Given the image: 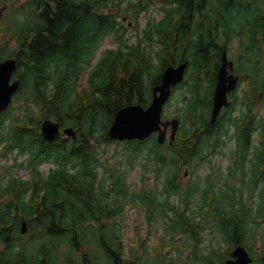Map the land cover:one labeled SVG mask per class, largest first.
<instances>
[{
    "label": "trees",
    "instance_id": "16d2710c",
    "mask_svg": "<svg viewBox=\"0 0 264 264\" xmlns=\"http://www.w3.org/2000/svg\"><path fill=\"white\" fill-rule=\"evenodd\" d=\"M122 1L27 0L32 4L30 13L33 20L23 26L24 34L26 40L32 36L37 38L38 43L33 38L29 42V51H25L28 53L26 67L27 74L34 80L30 94L35 103L41 102V114H33V106L28 107L30 113L26 110L24 114H14L8 109L0 114V158L8 161L13 156L15 163L22 158L18 165L32 177L24 180L10 174L3 175L7 183L6 188L0 191L3 194L1 200H4L0 203V264H55L59 261L93 264L91 245H96L111 263L123 264V244L115 233V220L121 214L123 205L132 204L151 211L149 223L160 219L161 213L176 211V208L171 204L166 207L163 202L145 201L142 199L146 192L144 188L126 199L128 188L125 187V175L119 174L121 171L117 168L113 172L116 171L119 178L112 181L111 187L116 196L108 199L110 192L106 194L101 189L105 179L98 183L96 171L108 165V160L104 164L98 155L99 147L110 143L107 128L118 110L133 104H148L147 93L153 85L159 84L160 73L165 67L187 60L190 56L198 69L193 76L196 81L206 71L210 73L208 67L214 65L216 69L221 52L229 49L228 43L233 39L231 35L241 41L244 55L240 57L249 61L250 54L255 56L250 61L251 68L247 65L241 70L240 58L237 67L249 82L241 98L238 126L240 142L242 139L247 141L248 124L242 126L244 117L251 115L252 105L258 102V92H264V79L257 74V70L264 66V0H163V18L146 30L151 40L152 35L157 34L162 44L156 52L159 64L153 73L150 71L153 58L143 49L141 42L129 45L123 41L127 28L117 20L123 12ZM111 8H117L118 13H113ZM140 9L143 7L135 11L136 25ZM212 12L214 17L210 15ZM108 35L114 38L117 47L103 51L88 77L87 86L72 96L77 86L75 79L91 64L94 56V50L89 47L94 41L100 44L102 37ZM200 54L205 63L196 60ZM31 66L38 68L29 71ZM60 66L63 69L58 72ZM203 68L205 70L201 73ZM54 73L57 75L52 81ZM146 74L150 77L147 84L144 80ZM212 74L215 81V71ZM70 79H73V88L67 83ZM50 81L55 87L50 92L44 91ZM193 90L199 93L198 87H193ZM201 98L197 96L188 100L186 107L193 112L188 114L199 115L198 105L209 100ZM233 104L234 101L231 109ZM50 116L61 125L71 123L76 128L77 138L58 137L46 142L39 133V124ZM203 119L208 126V116ZM197 131L188 138L190 142L183 145L182 141L187 136L185 132L181 133L173 145L175 158L172 162L178 159L185 161L194 153ZM129 143H134L135 150L143 142ZM151 152L153 154L145 161L154 166L161 165L166 152L155 148ZM45 163L54 165L47 176L38 168ZM182 165L175 167L181 168ZM118 184L122 187L118 188ZM26 191H30L28 199H24ZM76 205L80 211L75 210ZM68 206L73 209L71 220ZM184 213L166 217L173 224L165 222V233L172 238L178 233H185L196 242L193 219ZM24 220L28 224L27 236L36 240L35 244L26 246L25 242H21L24 236L19 233V225ZM218 221L231 244L242 241L239 220L235 217L226 219L222 215ZM160 240L165 242V238Z\"/></svg>",
    "mask_w": 264,
    "mask_h": 264
},
{
    "label": "rangeland",
    "instance_id": "374dc122",
    "mask_svg": "<svg viewBox=\"0 0 264 264\" xmlns=\"http://www.w3.org/2000/svg\"><path fill=\"white\" fill-rule=\"evenodd\" d=\"M15 4H17V1ZM140 7H143V9H140L138 13V24L136 25L135 11L139 10ZM121 8L123 12L119 15L118 19L123 21L127 26V29L124 30L125 34L123 35L124 43L129 45H139L140 41L143 49L153 56V66H157L159 64V60L156 55V52L162 48V44L158 39H156L155 34L152 35L153 40H151L146 30H148V28H150L152 25L157 24L163 18V0H123L121 3ZM128 8L131 9L127 12ZM111 10L113 13H118L117 8H111ZM210 15L214 17L213 12ZM231 37L233 39L228 43V58L232 60L234 64L237 65V67L238 60L240 58L239 61L242 63V66L240 67L241 70H243L244 67L247 65L249 67L250 65L252 66L250 61L254 59V54L252 53L249 55V61H247L244 57H240L244 55L241 51V41L234 35H231ZM109 48H116V44L114 43V39L112 36H107L105 38L101 50ZM98 57L99 54L96 56L95 60H97ZM187 58L190 61V64L188 65V74L186 73V82L187 78L189 81L195 82L193 76H195V74L198 72V69H196L194 63L191 62V57L188 56ZM196 60L201 64L203 62L205 63L204 58L201 54L198 56V58H196ZM208 68L210 70V73H207V71L204 73V80L202 82V88L205 96L210 95V92L212 91L214 85V76L212 74L215 71L214 65L213 67L210 66ZM90 69L91 68L84 69L82 71V74L77 81L78 87L76 88V92H72L73 96L74 94H77L82 89V87H86L85 81ZM204 70L205 68L201 70V73ZM151 71H154V69H152ZM257 74L260 79H264V66L257 70ZM31 81V77H28L27 75L24 76L23 92L15 97L12 109L10 110L11 112L22 114L23 111L26 109L27 112L30 113V109L28 107L30 106L31 101L33 100L30 96L29 89V84L31 83ZM149 81L150 77L147 74L145 76V82L148 83ZM54 87L55 85L51 83L50 85H48L47 88H43V90H47L50 92ZM188 92L189 84L187 83L180 87H177L174 90L170 100L164 107L163 118H171L174 116L181 117L184 114V107L187 101V97L189 95ZM26 98H28L27 101ZM40 106L41 102H39L36 106H33V114H41ZM259 107L260 109L258 110V114L264 116V101L260 103ZM35 117L37 118V116ZM236 118L237 112L233 111L231 113L224 114L221 119L222 124L225 126V128L224 135H222L223 146L220 148V153L211 156L210 159L203 163H198L196 161L193 162L191 167L187 169L188 173L186 177H183L185 169L181 171V178H183L186 182L187 179H198L201 190L205 189L206 186H209L217 190V192L221 193L222 185H220L218 181H224L223 179L225 177L226 184L231 187L236 184L237 180L241 176V173L247 172L248 174L250 168L249 163L247 164L245 162L247 164L248 171H246V164H244V169H242V172H240L239 169V165L241 163L240 160L238 161V164L236 166H230L234 159L232 153L235 150V145L233 143L232 130L229 129V124H236ZM67 124L70 125V123ZM183 127H189V124L184 123ZM98 132H100V128H98ZM153 141H155V138H153ZM151 142L152 141H149L146 144L142 145L140 149L137 150L135 156L132 157L131 152L126 150L128 144L124 142L120 144H104L99 148L98 154L101 157V161L105 164L106 160H108V165H104L103 167L96 170L98 174L97 180L102 181V179H105V181L102 183L103 193L108 194L110 192L109 197L111 199L114 197L115 194L111 192L113 190L111 189V187H113L112 181L115 180V178L117 177V172H113V169L116 168L120 169L121 172L126 175L125 180L130 185L129 193L139 192V188L143 183L142 181H145L144 183L148 188H151L155 184L160 183V181H157V176H159L160 179L164 178L165 172L162 169L159 174H157L154 172L153 165L147 164L145 167L141 166V164L144 163V158H146L149 154L148 149L150 147ZM251 158L252 157L250 155H246L247 162H249ZM21 160L22 158H18L17 163H15L13 161V156L10 157L8 161H5L0 158V191L6 188L7 183V179L6 177H3V175L8 176V174H10L11 177L22 178L24 180H29L32 178L27 170L18 165ZM38 168L45 176H47L50 170L54 168V165L50 163H45L43 165H40ZM142 178H144L145 180H142ZM33 181H36V179H33ZM244 183H247V175L245 177ZM246 189L247 188L244 186V184L237 183L236 190L239 195L240 202H244L247 205ZM29 194L30 191H26V193L24 194V199H28ZM188 206L191 211L200 212L201 207L204 206V201L200 197V195H196L190 200ZM225 208L228 209L227 204H225ZM68 210L69 217L71 220L73 216V209L71 206H68ZM75 210L80 211V207L76 205ZM167 215L171 216L170 213H167ZM149 216V212L144 211V208H134L133 206H131V204H125L123 206V211L121 215H119L118 217L115 228L117 233L121 236V239L125 246L126 258H131V253L134 252L137 258H139L140 264H146V262L152 264H159L160 259L162 257L161 254L164 253L169 258H171L173 256L172 249H182L183 246L181 245V243L186 238L180 235H175L173 242H168L164 246L159 240L160 237H166V235L163 234V230L160 229V227L164 225V222L160 221V223L158 222L154 224H148ZM263 226L264 223H260L259 228H254L253 237L255 241V246L253 247V249L256 246L260 245V236H262L263 234ZM148 227L151 229H148ZM27 235L28 229L27 233L23 235L25 237L21 240V242H25L26 246L30 244H35L36 240H30V237H28ZM199 238L201 241L200 248L204 251L205 247L211 245V233H209V231H203L200 233ZM141 244H144L145 248H140ZM90 248L94 264H108L105 262L104 256L100 255L99 249L96 245H91ZM184 257L185 256H183V258ZM55 264L68 263L58 262Z\"/></svg>",
    "mask_w": 264,
    "mask_h": 264
},
{
    "label": "water",
    "instance_id": "95a60500",
    "mask_svg": "<svg viewBox=\"0 0 264 264\" xmlns=\"http://www.w3.org/2000/svg\"><path fill=\"white\" fill-rule=\"evenodd\" d=\"M187 63H180L178 66L166 67L161 76L160 83L153 87L151 103L143 108L141 105L126 106L116 112L113 121L108 128L110 140H143L152 133H157V142L162 144L166 138V130L171 126V141L178 129V120L162 122L160 120L164 104L168 100L171 88L183 80ZM15 69V62L7 60L0 63V112H3L11 102L12 95L17 90V82L9 84L12 71ZM238 77L233 74V63L227 59L226 52L221 55V64L217 71V81L213 92V106L211 109L210 123L213 124L222 108L230 105L228 94L233 92L237 86ZM163 127V129H161ZM42 136L47 141L54 140L59 134V124L52 120H44L40 125ZM62 133L68 137L75 138L73 128H64ZM26 223L21 226V233H25ZM234 261L225 264H251V259L243 247L238 246L232 252ZM264 260V257H263Z\"/></svg>",
    "mask_w": 264,
    "mask_h": 264
},
{
    "label": "flooded vegetation",
    "instance_id": "af4514ba",
    "mask_svg": "<svg viewBox=\"0 0 264 264\" xmlns=\"http://www.w3.org/2000/svg\"><path fill=\"white\" fill-rule=\"evenodd\" d=\"M12 0H8L10 2ZM6 6H3L0 9V61H4L6 59H13L15 61L16 69L12 74L11 83L13 81L18 82V90L16 94L13 96V101L16 96H18L22 92V84L24 81V74L26 70L28 71V67H26V53L25 51H29L28 46L30 45V39L26 42V37L23 34H19L18 31L21 29L18 28L20 24H22V20L24 19V15L16 11L12 16L2 17L3 10ZM18 17V18H17ZM20 19V20H19ZM40 20L38 16L37 21ZM5 28V29H4ZM34 41H37V38L33 37ZM35 43H38L35 42ZM33 56V55H32ZM30 58V57H29ZM30 66V64H28ZM38 68L37 66L32 67L29 71H35ZM216 80V74H215ZM259 116L256 117L251 123H249L247 127V143L253 146V151H251V161H255V170L254 176L255 178L251 182L252 186L256 187V189H250V197H247V203L250 205L251 212L256 213L259 217H264V121L262 123H258ZM201 130L196 133L197 140L195 141V145L198 147L206 140H211L210 144H217L213 150H208L210 147H200L203 151V156L201 160H207L208 158L204 156L205 154L215 155L217 154L215 150L218 148V145L222 144V135H224L225 126L216 122L214 125H208L206 123L200 124ZM181 130V126H180ZM179 130V131H180ZM237 133V130H236ZM219 138V141L217 140ZM235 141V140H234ZM242 150H245V144L242 142ZM202 151H198L195 157L202 155ZM212 151V152H211ZM191 158L187 161L190 163L194 160ZM238 158L242 159V153H239ZM184 174H187V170H185ZM178 184L180 189L183 192V195H189L192 192V187L186 184L183 178H179V181L175 182ZM167 198V196H164ZM227 211V210H225ZM202 214H210L212 216H217L216 211H212L210 213L201 211L200 214H196L198 216V220L201 218ZM231 212H226V215H230ZM227 223V222H226ZM216 224H220L216 222ZM240 234H242V230H240ZM264 245L260 246L257 249L256 253H252L251 257L255 261L254 264H264L262 262ZM229 255V254H228ZM228 259L224 260L217 257L216 255H209L208 259H202L200 257H196L194 259H186L182 258L179 260L181 263L187 264H224V262Z\"/></svg>",
    "mask_w": 264,
    "mask_h": 264
}]
</instances>
